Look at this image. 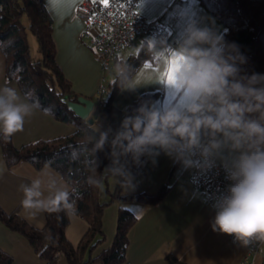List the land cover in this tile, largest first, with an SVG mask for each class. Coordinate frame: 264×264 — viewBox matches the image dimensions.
Listing matches in <instances>:
<instances>
[{"label":"clouds","instance_id":"1","mask_svg":"<svg viewBox=\"0 0 264 264\" xmlns=\"http://www.w3.org/2000/svg\"><path fill=\"white\" fill-rule=\"evenodd\" d=\"M144 52L150 63L137 80L127 65L116 66L121 89L134 92L140 81L158 84L171 102L141 101L115 130L98 132L93 152L110 148L106 171L131 187V163L156 164L163 154L182 170L197 176L224 172L226 192L214 197V232L227 234L243 247L264 242V74L241 75L245 58L234 42L195 20L184 24L175 46L167 36L147 37L130 56ZM39 107L34 90L21 95L14 87H0V137L8 141L24 128ZM72 159L79 153L73 150ZM97 163V161H96ZM98 166V164H97ZM47 169V165L45 166ZM90 183L97 181L89 178ZM21 208L28 217L40 213L77 214V200L59 174H41L22 183ZM45 192L48 195H45Z\"/></svg>","mask_w":264,"mask_h":264},{"label":"crops","instance_id":"2","mask_svg":"<svg viewBox=\"0 0 264 264\" xmlns=\"http://www.w3.org/2000/svg\"><path fill=\"white\" fill-rule=\"evenodd\" d=\"M80 1L58 0L56 6H53L51 0H44V3L53 22L51 32L56 47V62L64 77L70 82L72 91L79 96L93 100L95 109L99 108L95 92L103 72L91 50V37L83 34L85 23L75 14V5ZM94 1L104 2V0ZM137 9L146 18L162 24L168 34V43L173 46L176 44L182 27L190 20L197 21L201 27L214 28L219 33L223 29L222 24L199 0H141ZM142 40L144 38H137L130 47L116 54V64L113 70H116V66L130 56L129 53ZM3 58L0 53V87L10 86L20 92L15 82L5 78L3 72L5 71V60ZM145 64L147 63L140 65L131 77L140 80L144 75L142 69ZM109 75L114 76L113 72ZM107 80L109 81L108 77ZM118 92L113 104L120 111L146 92H156L157 96L153 101L157 103L171 102L173 99L171 95L165 97L164 90L160 85L147 81H140L134 92L122 89ZM99 117L103 119L100 112L96 117L97 122ZM74 130V126L54 120L51 115L36 108L33 114L26 118L23 130L12 136V142L14 147L19 148L39 139L67 136ZM41 170L59 174L57 170L55 171L49 166L47 169L45 166L36 169L27 162H21L8 168L3 160L0 147V207L7 213L20 214L33 228L44 227L45 217L43 213L36 217H28L24 213L20 204L23 193L19 190V186L36 178L41 174ZM130 172L132 174L131 187L127 188L123 185V192L126 194L145 192L151 195L157 193V190L163 185H167L168 190L162 200L153 205L132 203V201L109 204L102 217V231L105 240L93 249L91 256L97 255L105 249L104 247L107 248L108 244H111L116 228L115 217H117V210L121 205L128 208L137 217L128 232V246L123 264L263 263V255L249 254L248 247H243L238 242L232 243L229 238L231 236L212 230L211 221L215 216V210L211 205L201 202V194L194 189L191 183L192 170H182L178 164L161 154L155 165L148 161L141 165L136 176L132 171ZM107 180V184L103 185L102 192H100L103 200L108 199V193H105L106 189L112 191L119 177H115L111 173ZM67 185L70 191L71 187L68 183ZM45 195L48 193L45 192ZM86 229L85 220L75 215L70 217L64 232L71 244L76 245ZM0 250L11 257V264H45L34 253L22 235L8 230L1 222ZM56 264L69 263L64 257H60Z\"/></svg>","mask_w":264,"mask_h":264},{"label":"trees","instance_id":"3","mask_svg":"<svg viewBox=\"0 0 264 264\" xmlns=\"http://www.w3.org/2000/svg\"><path fill=\"white\" fill-rule=\"evenodd\" d=\"M199 1L222 24L221 34L225 40L234 42L245 58V63L238 65L241 75L264 74V0ZM51 19L44 0H0V53L5 60L3 72L7 80L15 82L22 95L34 90V99L39 103L38 110L51 115L54 120L74 126L75 130L67 136L39 139L19 148L14 147L12 137L8 141L0 137V147L8 168L27 162L36 169L47 165L57 170L70 185V192L75 190L73 198L77 200L76 216L85 220L87 229L74 245L64 232L70 219L64 212H43L44 227L33 228L20 214L7 213L0 207V222L8 230L22 235L45 264H56L60 257H64L69 264H123L128 232L137 217L121 205L115 217L116 228L111 244L91 256L93 249L105 240L102 231L105 208L111 203L124 201L156 204L162 200L168 186L163 185L157 193L151 195L145 192L126 194L119 178L112 191L106 189L108 199H101L102 187L111 176V172L105 169L110 165V148L106 145L103 151L94 153L95 138H98V132L93 127L96 120L89 124L68 107V103L75 102L79 94L72 91L70 82L56 62ZM28 33L37 40L42 55L40 61L30 58ZM116 57L110 67L114 76L109 79L107 92L97 105L105 122L104 130L109 127L113 129L110 138L122 119L126 115H133V110L141 101H153L157 96L156 92L143 93L124 110H118L113 104L121 90V79L113 70ZM149 62V57L141 52L139 56H128L120 65L128 66L127 74L131 77L140 65ZM73 150L79 153L78 159H72ZM140 167L129 159L128 169L134 176ZM89 178L97 183H90ZM11 263V257L0 250V264Z\"/></svg>","mask_w":264,"mask_h":264},{"label":"built area","instance_id":"4","mask_svg":"<svg viewBox=\"0 0 264 264\" xmlns=\"http://www.w3.org/2000/svg\"><path fill=\"white\" fill-rule=\"evenodd\" d=\"M141 0H107L99 2L94 0H81L75 5V14L85 23L84 35L91 37V50L99 62L103 76L97 87L96 102L107 92L108 80L106 73L111 71V65L118 52L128 48L137 38H147L153 35L167 36L162 24L156 20L148 19L137 9ZM191 183L202 197L204 204L211 205L214 197L219 193L226 192L229 181L224 179V172L210 173L207 177L197 176L194 171ZM232 243H237L229 237ZM249 254L263 255L264 242H254L248 246Z\"/></svg>","mask_w":264,"mask_h":264},{"label":"water","instance_id":"5","mask_svg":"<svg viewBox=\"0 0 264 264\" xmlns=\"http://www.w3.org/2000/svg\"><path fill=\"white\" fill-rule=\"evenodd\" d=\"M93 105V100L84 96H79L75 102L68 103V107L81 119H86L89 124H93L100 112V109H94Z\"/></svg>","mask_w":264,"mask_h":264},{"label":"rangeland","instance_id":"6","mask_svg":"<svg viewBox=\"0 0 264 264\" xmlns=\"http://www.w3.org/2000/svg\"><path fill=\"white\" fill-rule=\"evenodd\" d=\"M28 43H29V47H30V54H31V57L30 58H32V60L33 61H40L41 60V53H40V49H39V46H38V43H37V40H36V38L32 35V34H30V33H28ZM111 73V71L110 72H108V73H106V76L110 79L112 76L111 75H109ZM100 119H99V121L97 122L96 121V123H95V125H93V127H94V129H97V128H99V130L100 131H105L104 130V128H105V123H104V120L101 118V117H99ZM96 131V130H95ZM102 196H103V193H102ZM105 197V196H104ZM103 198V197H102ZM103 200V199H102ZM108 246H109V244H108ZM107 246V247H108ZM104 248H106V247H104Z\"/></svg>","mask_w":264,"mask_h":264},{"label":"snow or ice","instance_id":"7","mask_svg":"<svg viewBox=\"0 0 264 264\" xmlns=\"http://www.w3.org/2000/svg\"><path fill=\"white\" fill-rule=\"evenodd\" d=\"M53 6H56L58 3V0H51ZM105 3H107V0H104Z\"/></svg>","mask_w":264,"mask_h":264}]
</instances>
